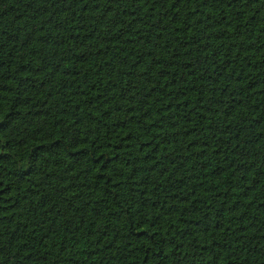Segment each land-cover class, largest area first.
Instances as JSON below:
<instances>
[{
    "label": "trees",
    "instance_id": "obj_1",
    "mask_svg": "<svg viewBox=\"0 0 264 264\" xmlns=\"http://www.w3.org/2000/svg\"><path fill=\"white\" fill-rule=\"evenodd\" d=\"M0 264H264V0H0Z\"/></svg>",
    "mask_w": 264,
    "mask_h": 264
}]
</instances>
